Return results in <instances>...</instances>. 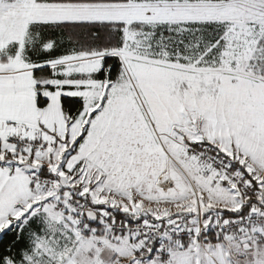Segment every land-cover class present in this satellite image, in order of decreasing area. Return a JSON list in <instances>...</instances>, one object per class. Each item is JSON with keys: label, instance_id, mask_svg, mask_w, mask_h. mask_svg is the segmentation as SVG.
<instances>
[{"label": "snow or ice", "instance_id": "obj_1", "mask_svg": "<svg viewBox=\"0 0 264 264\" xmlns=\"http://www.w3.org/2000/svg\"><path fill=\"white\" fill-rule=\"evenodd\" d=\"M0 264H264V0H0Z\"/></svg>", "mask_w": 264, "mask_h": 264}]
</instances>
